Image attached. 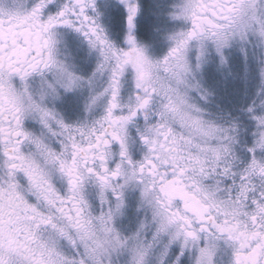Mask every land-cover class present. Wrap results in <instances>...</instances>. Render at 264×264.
Listing matches in <instances>:
<instances>
[{"label":"clouds","instance_id":"clouds-1","mask_svg":"<svg viewBox=\"0 0 264 264\" xmlns=\"http://www.w3.org/2000/svg\"><path fill=\"white\" fill-rule=\"evenodd\" d=\"M0 264H264V0H0Z\"/></svg>","mask_w":264,"mask_h":264}]
</instances>
